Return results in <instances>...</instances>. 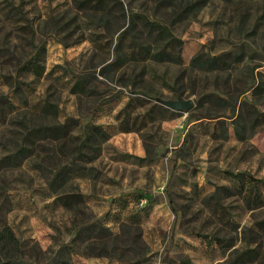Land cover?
Wrapping results in <instances>:
<instances>
[{
	"label": "rangeland",
	"instance_id": "obj_1",
	"mask_svg": "<svg viewBox=\"0 0 264 264\" xmlns=\"http://www.w3.org/2000/svg\"><path fill=\"white\" fill-rule=\"evenodd\" d=\"M82 1L0 0V94L20 109L0 120V158L16 148L22 116L38 120L22 108L36 107L45 98L57 106L58 121L77 120L72 134L79 139L92 123L109 133L95 158L81 161L89 172L73 176L62 166L77 147L76 138L61 147L62 153L57 142L44 141L49 153L36 149L8 168L0 163V221L25 245V258L38 263L81 224L89 225L93 237L116 244L120 257L74 254L71 264H166L182 255L195 264L225 262L230 249L198 234L235 239L242 228L253 226L254 217L264 216V125L254 132L247 129L239 139L227 117L234 107L247 119L254 95L246 88L254 73L264 83V0H121L125 16L113 6L108 23L112 33L79 8ZM130 12L168 24L182 40V63H132L101 71L114 57L117 34ZM226 50L242 53L228 70L190 67L199 51ZM36 52L44 67L40 77L18 68ZM78 75H85L88 89L77 94L70 87ZM132 88L157 95L151 103L190 98L197 114H223L219 118L227 127L226 137L221 127L214 128L216 119L205 127L189 118V111L165 106L146 112L148 97ZM206 92L227 102L197 105L198 95ZM126 105L130 125L139 130L120 129V111ZM259 108L264 111V97ZM224 169L246 171L257 179L250 209L237 195L222 203L201 201L214 184L229 183ZM58 193L67 195L71 208L54 199ZM123 220L140 226L126 231L120 227Z\"/></svg>",
	"mask_w": 264,
	"mask_h": 264
},
{
	"label": "trees",
	"instance_id": "obj_2",
	"mask_svg": "<svg viewBox=\"0 0 264 264\" xmlns=\"http://www.w3.org/2000/svg\"><path fill=\"white\" fill-rule=\"evenodd\" d=\"M166 1L169 2L170 0ZM114 5L118 6L119 12L125 16V9L121 0H83L79 8L86 12L90 19L93 17L94 23L101 27L103 26L107 32L112 33L108 23L111 18L110 11ZM192 5L189 8L194 9L196 6ZM187 9L185 8L182 11H188ZM126 16L128 17V23L125 27H119H123V29L117 34V40L113 47L114 57L102 67L101 71L105 68L113 71L118 70L132 63H135L134 65L137 63L136 66L142 63H158L167 60L177 64L182 63V40L172 33L168 24L149 19L146 15L137 12H130ZM37 57L38 52L28 58L18 68L21 71L30 69L35 77H40L44 72V67L39 64ZM241 59L242 53L239 51L226 50L214 54L199 51L192 56L190 67L196 70L216 72L230 69L233 63L239 62ZM145 66L146 64L142 66L143 72L146 70ZM133 68L134 66L131 67V69ZM85 79V75H78L71 85L70 91L77 94L87 91L88 88ZM139 79L142 80V78ZM18 82L20 81L18 80ZM123 84L127 85V82H123ZM246 89H252L254 95L248 118L245 119L242 114H236L234 107L231 115L227 116L232 119L239 139L244 138L243 133L247 129L254 132L264 125V111L259 108L264 97V83L260 81L257 73H254L253 81ZM246 89L241 90L240 93ZM131 92L141 93L148 97L145 103H151L152 100L157 101L159 99L157 95L149 94L144 90L137 92L135 88H132ZM177 96L179 97L180 94L176 93ZM219 101L223 103L227 102L225 98L212 92H206L198 95L197 105L200 106L207 102L217 103ZM34 105L38 107H25L22 109L26 113H29L30 116L37 117L38 120L33 122L26 121V116H22V120H20L21 130L17 137L16 148L0 158V163H3V167L8 168L12 163H20L26 157V153L36 149L45 152L46 145L44 141L51 143L57 142L59 144V151L62 153L63 149L61 147H65L69 139H79L72 134V127L76 125V119L70 117L66 118L63 122L58 121L56 119L58 108L47 98L40 105L36 103ZM141 105H144V103L141 102ZM126 106L120 111L123 114L120 120L122 123L120 129L122 131L139 130L140 127L130 125L129 104ZM149 107L146 110L148 113L153 107L166 108L163 104L160 105L157 103H151ZM195 109L193 110L192 108L189 110V118L192 117L195 120H199L200 125L205 127H208L210 122L216 119L213 123L214 128L218 129L221 127L220 130L223 131L222 136L226 137L227 127H224L223 119L219 118L223 114H197ZM19 110L15 107V104L9 96L0 94V120H5L8 113L17 114ZM203 118L208 121L203 122ZM46 119H50V121ZM108 137L109 133L100 124L92 123L87 125L82 137L77 143V147L70 149V155L65 158L62 164L63 168L73 176L81 170L86 169L89 172V169L80 164L81 161L89 162L93 160L101 144ZM91 151V156H86ZM53 152H51V155ZM45 153L49 152L47 151ZM48 155L51 156L50 154ZM223 173L229 183L214 184V189L203 195L200 198L201 201L203 203L210 201L222 203L226 199L237 195L241 198L244 205L250 209L257 179L246 171L224 169ZM55 181L53 180L52 183H55ZM261 183L264 186V180H261ZM56 195L54 198L56 201L60 200L66 208L72 207V202L65 193H58ZM139 226L135 221L129 222L123 220L120 223V227L122 229L126 228V231L135 230L136 232ZM136 236H138V233L134 234V241ZM198 236L206 238L208 243L214 241L219 247H224L226 250L230 249L225 262H219L220 264H264V216L254 217L253 226L242 228L240 237H236L235 239L219 236L215 233L198 234ZM237 239H240V245L235 246ZM116 249V244H109V240H100L93 237L89 225L81 224L76 226L73 236L67 242L61 244L52 256H49L42 263L33 262L25 258L27 248L16 236L14 230L4 221H0V264H71V256L74 254L119 258L120 255H116ZM166 264L195 263L187 255H182L178 258H168Z\"/></svg>",
	"mask_w": 264,
	"mask_h": 264
},
{
	"label": "water",
	"instance_id": "obj_3",
	"mask_svg": "<svg viewBox=\"0 0 264 264\" xmlns=\"http://www.w3.org/2000/svg\"><path fill=\"white\" fill-rule=\"evenodd\" d=\"M159 102L166 107L179 111H189L194 107V102L192 99H160Z\"/></svg>",
	"mask_w": 264,
	"mask_h": 264
}]
</instances>
